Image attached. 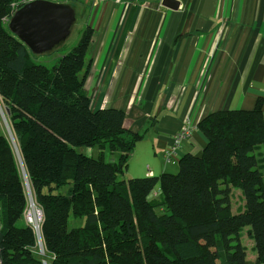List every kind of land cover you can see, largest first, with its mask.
I'll return each instance as SVG.
<instances>
[{
  "label": "trees",
  "instance_id": "trees-1",
  "mask_svg": "<svg viewBox=\"0 0 264 264\" xmlns=\"http://www.w3.org/2000/svg\"><path fill=\"white\" fill-rule=\"evenodd\" d=\"M14 2L0 0V105L14 142L0 135V264H248L244 227L264 264V100L202 118L204 149L181 157L176 174L126 178L142 135L124 128L122 111L91 109L84 84L93 31L57 58L46 52L49 68L9 32ZM20 164L41 213L43 255L24 221ZM233 189L244 199L236 213ZM69 217L83 226L69 228Z\"/></svg>",
  "mask_w": 264,
  "mask_h": 264
},
{
  "label": "crops",
  "instance_id": "crops-1",
  "mask_svg": "<svg viewBox=\"0 0 264 264\" xmlns=\"http://www.w3.org/2000/svg\"><path fill=\"white\" fill-rule=\"evenodd\" d=\"M167 1L92 5L84 84L91 109L122 111L124 128L142 135L126 178L173 173L181 157L202 153V118L264 100V0H174L177 10ZM171 148L175 163L165 159ZM256 257L246 253L247 263L258 264Z\"/></svg>",
  "mask_w": 264,
  "mask_h": 264
},
{
  "label": "water",
  "instance_id": "water-1",
  "mask_svg": "<svg viewBox=\"0 0 264 264\" xmlns=\"http://www.w3.org/2000/svg\"><path fill=\"white\" fill-rule=\"evenodd\" d=\"M165 5L170 10H177L178 8V3L174 0L167 1ZM74 22L75 12L69 5L35 1L17 10L10 18L7 28L18 41L27 47L31 54L41 55L65 40L69 36ZM6 127L8 136L14 146L7 124ZM21 171L23 173L22 166ZM23 179L29 197V205H31V194L24 173ZM37 214L38 216L41 215L39 211H37ZM28 223H31L30 220H28ZM34 229L38 238L39 254L43 255L37 224H34Z\"/></svg>",
  "mask_w": 264,
  "mask_h": 264
},
{
  "label": "rangeland",
  "instance_id": "rangeland-1",
  "mask_svg": "<svg viewBox=\"0 0 264 264\" xmlns=\"http://www.w3.org/2000/svg\"><path fill=\"white\" fill-rule=\"evenodd\" d=\"M14 1H17V0H14ZM69 2H70L69 6H72V8L74 9V12H75V22L70 29L69 36L65 40H63L60 44H58L57 46H55L52 49L51 53L53 54V51L55 52V55H54L55 58L59 57V55L61 53H66V52L70 51L73 47H75L76 44L78 43V41L83 37L85 31L88 29V23H89L91 11H92L91 2L90 1L85 2V1H80V0H70ZM90 49L91 48H89L87 55H89ZM35 57H36L37 62L45 64L49 68L52 67V65L54 64L53 62H50V58L47 57L45 55V53L41 54V55H36ZM4 118H5L4 108L0 105V135L9 137L7 130H6L7 129V127H6L7 123L5 124L6 118H5V120H4ZM77 151L79 153H82V154L87 155V156H91L93 158H96L97 153H98L96 148L91 149V150L87 149V148H79ZM90 152H91V154H90ZM259 153L260 154L263 153L262 148L260 149V151H256V154H259ZM260 154H259V157H260ZM172 163H175V162L173 161ZM177 171H178V165H176V169L171 174H176ZM261 174L264 178V168L261 170ZM119 179H122V176L119 177ZM70 187H71V184H68L65 187L61 188L58 192L61 194H66L67 191L70 189ZM235 190H237V189H233V192H232V195L230 198L232 213H236V212L241 211L243 206H244V199H243L242 195L240 197V202L237 203V193L241 194V192L239 190L237 192H235ZM240 204H242L243 206L240 207L241 209H238V206ZM39 217L40 216H38L37 210L35 209L34 205H32V206L28 207V211L26 212V214L24 216V221L28 222V220H30L31 225H33V226H34V224L38 225L40 223ZM68 222H69V228L81 227L84 224V219L74 220V219L69 217ZM248 230H249V227H244L241 230L240 242H241V245L245 248L248 256H250L251 254L255 253V249H254L253 240L248 236Z\"/></svg>",
  "mask_w": 264,
  "mask_h": 264
},
{
  "label": "built area",
  "instance_id": "built-area-1",
  "mask_svg": "<svg viewBox=\"0 0 264 264\" xmlns=\"http://www.w3.org/2000/svg\"><path fill=\"white\" fill-rule=\"evenodd\" d=\"M35 1H46V2H51V3H55V4H65V5L67 2H69V0H17L14 3H12V5H11V11L12 12H11L10 18L13 16V14L17 10H19L20 8H22L23 6H25L29 3L35 2ZM80 1H85V2L90 1L91 4L94 6L98 3H100L102 0H80ZM163 4H164L163 2L160 3V5H162V6H163ZM10 18L8 20H4V21L8 24ZM185 135H186V131L185 130L181 131V133H179V135H177L175 138V144H177L178 141L182 137H184ZM173 152H174V148H171L169 151L166 152L165 158H166L167 162L173 161V159H174L173 158ZM39 216L41 217V215H39ZM40 217H39V219H40Z\"/></svg>",
  "mask_w": 264,
  "mask_h": 264
},
{
  "label": "bare ground",
  "instance_id": "bare-ground-1",
  "mask_svg": "<svg viewBox=\"0 0 264 264\" xmlns=\"http://www.w3.org/2000/svg\"><path fill=\"white\" fill-rule=\"evenodd\" d=\"M33 205V203H31V205L30 206H32ZM41 248H42V246H41Z\"/></svg>",
  "mask_w": 264,
  "mask_h": 264
}]
</instances>
